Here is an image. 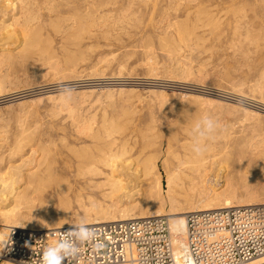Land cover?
Listing matches in <instances>:
<instances>
[{"label": "rangeland", "instance_id": "rangeland-1", "mask_svg": "<svg viewBox=\"0 0 264 264\" xmlns=\"http://www.w3.org/2000/svg\"><path fill=\"white\" fill-rule=\"evenodd\" d=\"M11 1L6 12L0 9V156L8 157L21 140L46 139L50 147L45 155L41 150L39 156L35 153L38 157L31 155L32 161L41 158L46 177L33 185L45 187L43 200H54L56 211L60 209L56 192L66 185L61 173L76 163L78 151L97 147L88 135L107 136L111 129L119 142L137 127L150 130V141L156 143L146 148L143 160L152 155L157 168L147 180L159 175L165 196L168 176L177 165L175 155H185L181 142L191 137V122L205 115L220 124L215 134L218 143L232 142L234 149L261 144L250 153L251 163L264 164V0ZM32 16L30 34L22 33L24 22ZM63 87L74 90L71 103L62 100ZM197 113L200 116L193 119ZM116 125H120L117 130ZM221 146L217 148L220 161L212 168L220 181L213 185L218 190L223 189L226 176L238 178L237 156L225 155ZM188 165L183 169L192 175ZM50 166L53 176L46 174ZM252 170L258 171L264 188L259 166ZM75 173L68 189L73 198L71 221L83 216L78 192L86 206L88 196L104 200L102 190L88 188ZM182 181L190 187L185 173L176 183ZM10 204L8 200L4 206Z\"/></svg>", "mask_w": 264, "mask_h": 264}, {"label": "bare ground", "instance_id": "bare-ground-1", "mask_svg": "<svg viewBox=\"0 0 264 264\" xmlns=\"http://www.w3.org/2000/svg\"><path fill=\"white\" fill-rule=\"evenodd\" d=\"M14 1L18 2L17 0ZM12 3L13 1L11 0H0V9L2 8L1 10L5 11L7 8L6 5ZM26 12L28 13V11ZM26 12H24V14ZM31 12H33L32 9ZM11 15L13 14L11 13ZM16 17H14L13 20H15ZM22 17L24 18V15H22ZM28 18L29 17H26V20H28ZM34 19L32 16L31 19L29 18L28 21L24 22L26 23V26H24V28L21 30L22 33H26L29 31L28 25L30 24V20L32 22ZM185 24L187 23L185 22ZM181 30L182 29H180L179 31ZM184 32L188 33L186 32V30ZM180 34L179 36H181ZM35 36H37V34H34V37ZM196 110L198 109L196 108ZM188 111L187 113L189 114L190 111L191 113H194L195 109L193 112L192 110ZM197 114H194V117L192 118L195 119L196 116H200L199 114ZM186 118H188V116ZM187 120L190 121V119ZM195 122L196 121L194 120L191 122L192 128ZM119 126L116 125L115 130H117V128H120ZM31 129L32 128H30V130ZM80 130H85V128H80ZM27 131L24 132L25 135L28 134ZM113 131L114 129H111L110 134L108 133L107 136H99V134L97 133L88 135L89 137H92V139L94 138L93 140L96 141L97 147L95 149H91L89 148V146H87L88 148H83L81 151L77 150L78 152L75 154L76 163L74 165H68V167L61 173V177L64 178L66 185L64 186L65 188H62L61 190L58 189L56 192L59 196V212L54 208V203H56L54 202V200H50L47 203L44 202L43 198L45 196V193L43 190L45 189V187L43 186L44 188L43 190H41L36 184L35 186L33 185L36 179L38 180L40 178L39 181L41 182V178L46 177V175L42 174L43 172L41 171V158L38 160L36 158V161L35 159L33 161L31 160V155L37 156L38 150L42 151V156H44L45 152L48 151L50 145L47 144L46 139L41 137L39 141L37 140L36 142H34V140L32 141V138L29 141H22L21 139V141H19L18 139L16 140V143H18L17 141H19L18 145L16 146V148L13 147V150L10 149L11 151L9 152L8 157L5 158L3 155L0 156V254L3 253L5 248L7 250H11V254L13 255H18L20 253V250L9 247V242L7 244V233L9 226H14L18 229H24L28 231L46 229L55 230L61 227L72 226L79 223L81 220H84L86 225H91L104 222L128 221L131 219H141L146 217L168 216L173 233L175 246L174 250L178 264H193L190 261L183 260V256L186 251L184 242L186 238L187 227L186 217L188 214L212 209L264 204V188H261L260 186L261 180L259 181L260 177L258 175V171L256 170L257 172L255 173L252 170L253 166H259V174L261 172V176H264V164H257L260 161H256V165L251 163V161L253 162L254 157L250 156V153L254 150L258 151V147L261 144L258 147H255L256 144L253 145V143L250 144L249 147L244 146L239 147L238 149H234L235 146L233 148L231 147L232 142L226 141L225 143H218L220 138L214 136V139L207 142V152L202 157L197 158L192 151V136L189 139H186L184 142H181L182 140L177 138L178 142H181V146L185 150V155H181L180 153L175 155V159H177V165L173 174H170L168 176L166 182L167 196H165L163 185L164 183L159 175L154 174V177L151 181L147 180L148 176L151 175L157 168L152 155L144 158L143 160V157L145 156V152L147 150L146 148L156 143L154 141H150V139H152L149 135L150 130H145L143 128L138 129L137 127L136 129H134V131H129L128 135L125 137L127 139L124 142H119V137L114 136ZM186 131H188V129H186ZM88 133L90 132H87V134ZM220 136L223 135L220 134ZM28 138L29 137H27L26 140ZM54 141L55 140L53 138L48 139V142L51 143V145L54 143ZM99 144H101V146H99ZM219 145H222L221 148L225 147V155L235 154L237 156L236 158L238 162L236 169V176H238V178L234 177L231 174L226 176L222 180L223 189L219 188L221 190H218V188H214V183L216 186V184H219L220 181L217 178V175L212 173V171L214 170L212 168L217 165L218 161H220L218 157L219 154L217 152V148ZM138 146L141 147V149H138ZM262 150H264V148H262ZM36 152L37 155L35 154ZM135 154H137L136 157H134ZM223 158L225 159V156ZM142 160L143 164H140ZM33 162H35V164ZM187 164H189L188 167L190 168L192 175L187 174L183 169V166ZM217 167H219V164ZM51 168L52 166L48 167L46 172V174H48L49 176H53L55 174L54 172H50ZM246 168L249 169V174L247 173V171H245ZM74 171H76L75 178H77V180H85L88 188L102 190V196L104 200L101 201L93 196H88L87 199L90 202V205L86 206L85 199L82 196V192H78L76 201L83 211V216H77L74 220L71 221L70 211L73 198L70 196V194H68V189L71 188V178ZM181 173H185L186 177L191 181V185L189 188L186 187L185 181H182V183H176V180L177 178L179 179ZM20 183H24L25 186H23L22 184L19 187H16V185ZM44 183L46 182H43V185H46ZM176 187H178L181 192L178 191ZM8 200H11L10 207L4 206L5 201ZM108 200L110 203L108 202ZM167 202L170 204V209L168 211H166ZM37 226H40V228H37ZM16 260L17 259H14V261ZM263 262L264 256L249 261L245 264H260ZM3 263L29 264L24 262L19 263L7 261Z\"/></svg>", "mask_w": 264, "mask_h": 264}, {"label": "built area", "instance_id": "built-area-1", "mask_svg": "<svg viewBox=\"0 0 264 264\" xmlns=\"http://www.w3.org/2000/svg\"><path fill=\"white\" fill-rule=\"evenodd\" d=\"M186 218L183 260L245 264L264 256V204L194 212ZM87 226L94 230V238L80 245L77 258L63 264H178L166 216ZM71 228L28 231L9 226L7 244L20 253L13 255L5 248L0 261L40 264L44 249Z\"/></svg>", "mask_w": 264, "mask_h": 264}, {"label": "clouds", "instance_id": "clouds-1", "mask_svg": "<svg viewBox=\"0 0 264 264\" xmlns=\"http://www.w3.org/2000/svg\"><path fill=\"white\" fill-rule=\"evenodd\" d=\"M73 89L63 87L60 96L65 103H71ZM219 129V122L209 115L201 117L195 122L191 136L193 139L192 151L197 158L202 157L208 150L207 142L214 139ZM95 232L89 228L84 220L72 225V228L63 233L61 238L43 251L40 264H63L67 259H75L80 253V245L94 238Z\"/></svg>", "mask_w": 264, "mask_h": 264}]
</instances>
